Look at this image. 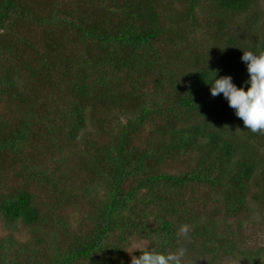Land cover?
Here are the masks:
<instances>
[{
  "label": "trees",
  "instance_id": "16d2710c",
  "mask_svg": "<svg viewBox=\"0 0 264 264\" xmlns=\"http://www.w3.org/2000/svg\"><path fill=\"white\" fill-rule=\"evenodd\" d=\"M248 50L264 0H0V264H264V134L207 85Z\"/></svg>",
  "mask_w": 264,
  "mask_h": 264
},
{
  "label": "clouds",
  "instance_id": "9594fccd",
  "mask_svg": "<svg viewBox=\"0 0 264 264\" xmlns=\"http://www.w3.org/2000/svg\"><path fill=\"white\" fill-rule=\"evenodd\" d=\"M240 59L245 64L247 79L237 87L231 76L217 77L214 71V77L207 83L209 93L212 97L221 95L245 128L264 134V50L242 51ZM138 251V256H131L130 264H184L186 250L178 247L165 253L144 246Z\"/></svg>",
  "mask_w": 264,
  "mask_h": 264
},
{
  "label": "rangeland",
  "instance_id": "374dc122",
  "mask_svg": "<svg viewBox=\"0 0 264 264\" xmlns=\"http://www.w3.org/2000/svg\"><path fill=\"white\" fill-rule=\"evenodd\" d=\"M248 217L245 219L242 227L238 229V234L241 236L240 239L242 241H247L250 245L254 244L259 247H264V216L253 209L252 215ZM1 233L2 231L0 228V235ZM144 246H148L146 242L137 240L131 241L130 245L126 248L128 256H133V254L139 252L138 250ZM195 259L199 261L198 258Z\"/></svg>",
  "mask_w": 264,
  "mask_h": 264
}]
</instances>
